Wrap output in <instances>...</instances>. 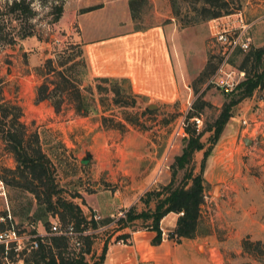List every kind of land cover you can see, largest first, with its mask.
<instances>
[{
  "label": "rangeland",
  "instance_id": "1",
  "mask_svg": "<svg viewBox=\"0 0 264 264\" xmlns=\"http://www.w3.org/2000/svg\"><path fill=\"white\" fill-rule=\"evenodd\" d=\"M52 1L30 0L33 14L25 19L21 13L8 11L10 0H0V97L20 106L19 121L31 139L36 137L49 158L60 196L78 203L88 217L92 214L96 219L109 217L106 224L90 229L97 235L93 249L98 255L104 241L108 246L117 242L129 244L132 230L151 229L152 217L146 213H151L155 206L154 191L170 181L171 163L189 136L188 132L175 137L172 134L179 117L189 111L199 116L202 130L214 122L225 103L238 97L240 88L237 85L226 92L204 84L212 63L217 60L218 48L209 29L211 18L182 23L183 15L185 19L195 17L191 9L194 0H146L136 17L131 16L133 27L163 23L172 28L167 47L177 80L176 94H140L133 107H123L112 101L111 95L101 94L100 100L97 91L92 95L82 90L89 97L87 115L74 113L72 104L65 99L54 111L48 100L34 101V87L41 81L35 68L45 57L75 52L70 43L77 35L76 24L72 21L68 25L65 20L76 2L89 0H59L62 5L65 1L61 21L62 11L52 21L49 12ZM236 3L234 11L221 15L219 21L234 20L237 16L232 13L240 10L250 25L251 46L263 45L264 0H236ZM126 7V2L124 6L119 4L117 16L124 17ZM112 8L108 4L106 9L112 12ZM175 9L180 11L179 19L174 15ZM25 32L30 34L22 36ZM243 57L244 52H237L231 63L239 66ZM77 69L81 73V65ZM88 83L94 86L95 81L87 75L80 86ZM231 111L217 140L212 143L209 140L212 130H205L200 137L204 147L193 155L197 172L204 149L210 147L203 176L213 200L201 213L199 232L191 238L192 247L199 242L198 249L203 252L204 247L212 246V254L207 251L206 264H264V87L234 103ZM126 114L137 115L138 123L126 122L122 118ZM102 115L126 122L125 127H111V120L103 121ZM191 123L194 124L189 120L188 124ZM84 150L91 153L87 159H82ZM14 165L12 154L0 140V216L9 215L0 220L3 227L10 221L25 235L47 234L52 223L61 228L70 223L61 211L48 212L45 222L34 216L37 207L34 195L4 180L12 177L8 169ZM184 172L183 168L178 169L174 185ZM129 207L133 208L134 218L125 216ZM175 213L178 217L179 213ZM173 215L160 219L162 237L175 244L188 241L186 237L177 240L169 236L175 225L171 222ZM119 217L122 220H117ZM124 232L129 236L117 240L116 235ZM245 241H250L246 244L249 250L243 248ZM86 258L91 261L90 254ZM13 259L21 261L18 255L8 258L10 262Z\"/></svg>",
  "mask_w": 264,
  "mask_h": 264
},
{
  "label": "trees",
  "instance_id": "2",
  "mask_svg": "<svg viewBox=\"0 0 264 264\" xmlns=\"http://www.w3.org/2000/svg\"><path fill=\"white\" fill-rule=\"evenodd\" d=\"M146 0H128L131 16L136 17V12ZM236 0H194L191 9L194 10V18H183L182 23L196 21L199 18H214L234 11ZM90 5L81 7L80 11H86L97 7ZM174 7V5H173ZM9 12H15L24 15V18L32 16L33 9L30 0H10L7 4ZM50 14L52 21L57 20L62 11V1L54 0L50 3ZM174 15L180 18V11L174 10ZM141 28V27H137ZM24 33L22 36L28 35ZM76 50L74 53H57L55 57H45L43 62L35 68L36 74L41 77V81L34 87V101L48 100L54 111H58L63 99L69 101L74 113L87 115L89 113L88 95L83 93L86 90L93 95L97 91L102 100L101 94L111 95L112 101L119 103L123 107H133L136 103L138 93L132 90L131 83L126 76H95L93 77L94 86L91 83L86 86H80L84 76L88 75V64L84 58L82 48L77 42H71ZM75 57H79L75 60ZM56 63V65H55ZM81 65L82 71H78L77 65ZM215 64L212 63L213 70ZM245 71V77L238 84L240 91L238 97L230 103H225L212 124L205 126L202 130H197L196 126L188 124L186 130L188 138L182 151L177 154L171 163L170 181L154 191L157 196L155 206L151 213H146L152 217L150 228L156 231L153 238L154 243L160 242L162 238V229L159 225L160 219L170 211L178 212L174 227L169 231V236L177 240L181 238H192L199 232L201 223L200 204L203 201V191L206 189L207 182L203 176L205 160L209 149H204L200 162V168L194 172V152L204 147V142L200 139L205 130H212L209 140L213 143L219 137L224 124L232 115L231 106L245 96H249L259 87H264V44L250 47L244 52V57L239 65ZM208 73V74H209ZM105 83V84H104ZM193 108V107H192ZM147 110H151L147 108ZM21 114L20 106L11 99L0 97V140L4 148L12 154L15 165L8 169L12 177L4 179L10 184L22 187L31 192L36 198L37 207L34 216L46 221L48 212H63L70 219V224L74 234L65 235L49 232L37 236V246L33 248H23L18 254L22 264H103L104 256L107 251V242L104 241L101 251L98 255L93 249V240L96 238V232L90 231L100 225L106 224L109 217L96 219L94 215L87 216L81 210L78 203L66 200L60 196V187L52 175L53 167L49 158L41 150L36 139H31L25 132V127L19 121ZM113 115V114H112ZM102 115L101 119L111 120V127L124 128L126 122L131 124L138 123L137 115H123L122 120H116L113 116ZM194 116L190 111L187 117ZM183 168V173L179 182L174 185V178L178 169ZM78 196V195H77ZM133 208L129 207L125 216L135 217ZM3 215H5L3 213ZM117 220H122L119 217ZM0 228L3 223L0 221ZM128 233H119L116 239L128 237ZM74 237L72 242L70 238ZM243 243V248L249 250ZM68 247L70 249H68ZM4 252L3 244L0 243V258ZM90 254L91 261L86 258ZM6 256L12 259L14 253L11 250L6 251ZM13 261H16L13 259Z\"/></svg>",
  "mask_w": 264,
  "mask_h": 264
},
{
  "label": "crops",
  "instance_id": "3",
  "mask_svg": "<svg viewBox=\"0 0 264 264\" xmlns=\"http://www.w3.org/2000/svg\"><path fill=\"white\" fill-rule=\"evenodd\" d=\"M66 1V0H65ZM59 21L64 17V5ZM89 0L76 2L66 24H76L77 35L73 42L80 44L84 58L88 64V76H126L132 90L145 96H174L177 92V80L173 72L171 57L167 47V39L171 27L163 23H155L145 28L133 27L128 0ZM126 14L117 16V8L124 6ZM97 7L80 11L81 7L90 5ZM112 4V12L106 9ZM125 8V10H126ZM115 10V11H114ZM174 214L172 225L177 214L173 211L163 216ZM156 231L132 230L129 244L113 243L107 247L103 264H206L211 245L198 249L199 242L192 247L188 241L176 243L169 238H161L154 243ZM194 240V239H193ZM191 244V247H189ZM207 244V241H204Z\"/></svg>",
  "mask_w": 264,
  "mask_h": 264
},
{
  "label": "built area",
  "instance_id": "4",
  "mask_svg": "<svg viewBox=\"0 0 264 264\" xmlns=\"http://www.w3.org/2000/svg\"><path fill=\"white\" fill-rule=\"evenodd\" d=\"M236 18L234 20L219 21V18L223 16H218L210 19L209 29L211 37L214 44L217 46L215 54L217 60L213 70L208 74L204 84L206 86H212L219 88L222 91H231L237 87V85L245 77V71L239 66L232 64V57L237 52H245L251 47V36L249 35V23L244 20V17L239 10L236 13ZM190 107V102H189ZM189 120L194 122L196 129H200L201 118L197 115L187 117V113L184 112L178 119V124L176 128L172 131L174 137L176 135H185L187 130L186 127ZM247 124L246 119L242 121ZM167 167V166H166ZM0 187L1 180H0ZM213 197L209 190L203 191V201L200 204V213L203 210L208 209V204L212 202ZM9 217L5 214L0 216V220L4 217ZM52 233H60L65 235L74 234L72 226L66 224L64 227H60L57 223H52L50 226V231ZM42 235V233H31L25 235L23 232H19L15 225L9 221V223L4 227L0 228V243L3 244L4 252L2 255L3 264H22V261H9L6 256V251L11 250L14 255H18L23 248H33L37 246V236ZM27 239V242H24Z\"/></svg>",
  "mask_w": 264,
  "mask_h": 264
},
{
  "label": "water",
  "instance_id": "5",
  "mask_svg": "<svg viewBox=\"0 0 264 264\" xmlns=\"http://www.w3.org/2000/svg\"><path fill=\"white\" fill-rule=\"evenodd\" d=\"M153 105L149 104V107H151ZM246 142L248 141V139L245 140ZM91 155V153L88 150H84V155L82 156V159H87L89 156ZM217 187H214V191H216Z\"/></svg>",
  "mask_w": 264,
  "mask_h": 264
}]
</instances>
